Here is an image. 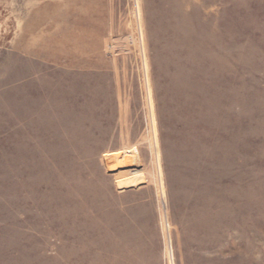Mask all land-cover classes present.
Listing matches in <instances>:
<instances>
[{"label": "rangeland", "instance_id": "374dc122", "mask_svg": "<svg viewBox=\"0 0 264 264\" xmlns=\"http://www.w3.org/2000/svg\"><path fill=\"white\" fill-rule=\"evenodd\" d=\"M0 264H264V0H0Z\"/></svg>", "mask_w": 264, "mask_h": 264}]
</instances>
